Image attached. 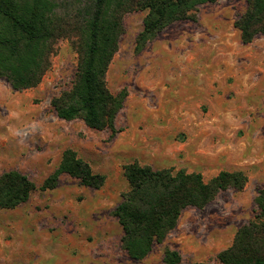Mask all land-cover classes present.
<instances>
[{"label":"rangeland","instance_id":"1","mask_svg":"<svg viewBox=\"0 0 264 264\" xmlns=\"http://www.w3.org/2000/svg\"><path fill=\"white\" fill-rule=\"evenodd\" d=\"M247 6L201 4L195 21L173 22L140 51L146 11L126 13L108 71L112 91L128 92L114 133L57 116L51 99L72 86L77 67L67 39L36 87L14 89L0 77V175L16 169L37 186L26 202L0 208V264H165L167 248L181 254L179 264H224L217 255L255 217L264 183V35L242 41L235 22ZM66 148L105 174L101 187L62 173L55 188H40ZM132 161L200 171L206 181L241 169L248 182L184 209L165 240L134 260L114 214L129 189L123 166Z\"/></svg>","mask_w":264,"mask_h":264},{"label":"trees","instance_id":"2","mask_svg":"<svg viewBox=\"0 0 264 264\" xmlns=\"http://www.w3.org/2000/svg\"><path fill=\"white\" fill-rule=\"evenodd\" d=\"M217 0H0V77L14 89L39 85L50 69L56 44L67 39L77 53L72 86L51 99L57 116L81 119L91 129L116 132L115 120L128 95L113 92L108 71L119 50L126 13L146 11L136 51L173 22L196 20L198 7ZM245 12L235 22L244 43L264 35V0H247ZM129 189L114 214L123 229L122 246L134 260L147 257L156 243L173 230L184 209L204 208L220 191L242 190L248 182L243 170H220L209 181L200 171L171 166L154 168L138 161L123 166ZM68 173L81 184L99 188L105 174L66 148L58 167L43 181L42 190L55 188ZM36 184L16 169L0 175V208L26 202ZM256 215L238 228L230 246L217 258L224 264H264V183L255 197ZM177 250H165V264H179ZM191 264H211L198 261Z\"/></svg>","mask_w":264,"mask_h":264}]
</instances>
